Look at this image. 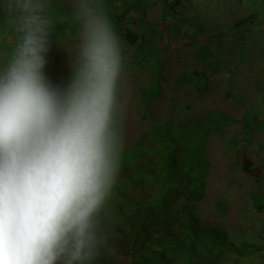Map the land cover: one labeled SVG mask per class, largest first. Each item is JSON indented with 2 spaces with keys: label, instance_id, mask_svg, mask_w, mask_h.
Listing matches in <instances>:
<instances>
[{
  "label": "clouds",
  "instance_id": "9594fccd",
  "mask_svg": "<svg viewBox=\"0 0 264 264\" xmlns=\"http://www.w3.org/2000/svg\"><path fill=\"white\" fill-rule=\"evenodd\" d=\"M67 2L79 35L61 87L44 71L52 0H0V264H90L108 239L125 61L103 0Z\"/></svg>",
  "mask_w": 264,
  "mask_h": 264
},
{
  "label": "trees",
  "instance_id": "16d2710c",
  "mask_svg": "<svg viewBox=\"0 0 264 264\" xmlns=\"http://www.w3.org/2000/svg\"><path fill=\"white\" fill-rule=\"evenodd\" d=\"M147 1L103 0L104 10L120 38L123 53L130 50L142 68L150 67L152 70L150 85L138 86L143 119L153 115L152 105L165 83L157 81V78L162 72V58L169 56L166 55L169 47L175 44L193 45L205 29V24L196 15H183L175 21H167L175 19L181 2L185 0H153L150 4ZM156 3L160 5L161 22L145 24V9ZM134 4L138 18L128 12ZM50 18V41L54 38L61 40L66 27L74 30L78 27L67 0H52ZM252 19L253 14L236 19L230 30L237 31ZM2 21L3 12L0 11V53L7 51L12 43V35L5 33ZM153 23L156 29L152 27ZM214 44L216 42L202 47L205 53L202 58L210 65L212 62L218 65L216 55L210 51ZM238 44L245 46L243 42ZM259 49L264 50V42L259 43ZM59 58V54L56 57L50 51L46 56L47 63H58ZM57 63H54L55 67L59 68ZM220 65L211 68L208 75L196 70L182 72L175 76L177 79L173 83L176 88L190 83L195 89L202 90L211 81H217ZM47 69L46 64V76ZM49 79L61 87L68 82ZM152 122L151 127L140 132L134 141L123 142L118 182L104 213L108 239L90 264H121L116 262L117 258L124 260L123 264H221L226 254L245 257L264 252V232L258 231L251 236H245L243 232L230 239L225 229L202 220L198 209V202L205 194L209 167V161L204 156L208 140L202 136L212 130L223 132L229 124H238L241 134L249 138L253 132L262 131L263 127L248 125L244 114L233 118L218 110L188 121L174 115L168 116L165 121ZM245 129H248L249 135ZM243 170L253 172L250 161L244 160ZM252 197L255 208L263 211L264 194L255 191Z\"/></svg>",
  "mask_w": 264,
  "mask_h": 264
},
{
  "label": "rangeland",
  "instance_id": "374dc122",
  "mask_svg": "<svg viewBox=\"0 0 264 264\" xmlns=\"http://www.w3.org/2000/svg\"><path fill=\"white\" fill-rule=\"evenodd\" d=\"M152 1L147 2L150 4ZM131 9L134 10L130 12ZM135 9L136 4L128 12L138 18ZM177 14L174 20L167 21H175L183 15H196L205 24V29L197 43L169 47V54L166 53L169 56L162 58V72L157 78V81L165 83L152 105L153 115L148 118L141 117L143 108L138 86L150 85L152 70L150 67L142 68L130 50L123 53L125 72L120 93L124 103L123 142L131 143L140 132L151 127L152 121H165L168 116L179 115L182 120L188 121L201 118L212 110L233 118L244 114L248 125L263 127L262 131L253 132L250 139L241 134L238 124H229L223 132L212 130L202 136L208 140L204 156L209 161V167L205 194L198 202V209L202 220L225 229L230 239L243 232L245 236L264 232V210L255 208L252 197L255 191L264 194V50L259 49V43L264 42V0H185L181 2ZM250 14H253L251 22L237 31L230 30L233 21ZM153 21L161 22L159 3L145 9L144 23ZM152 27L156 29L155 23ZM62 34L60 42H54L59 47L60 67L49 62L47 76L54 81L66 82L71 75L69 64L78 43L79 30L78 27L75 30L66 27ZM165 36L170 39L168 34ZM248 37L250 39L247 40ZM213 42L216 44L210 51L216 55L217 64H221L217 81H211L202 90L195 89L190 83L176 88L173 81L182 72L196 70L208 75L211 68L218 66L214 62L210 65L202 58L205 54L202 47ZM239 42L245 46L239 45ZM163 51L166 52V49ZM244 160L251 162L253 172L243 170ZM116 262L123 264L124 260L117 258ZM221 264H264V252L245 257L226 254Z\"/></svg>",
  "mask_w": 264,
  "mask_h": 264
}]
</instances>
